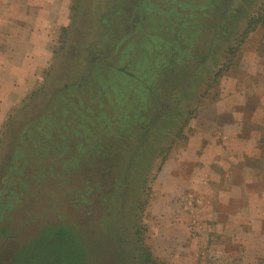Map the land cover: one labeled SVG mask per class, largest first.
I'll list each match as a JSON object with an SVG mask.
<instances>
[{
  "label": "rangeland",
  "instance_id": "374dc122",
  "mask_svg": "<svg viewBox=\"0 0 264 264\" xmlns=\"http://www.w3.org/2000/svg\"><path fill=\"white\" fill-rule=\"evenodd\" d=\"M64 1L53 59L0 130V169L9 133L49 107L78 137L48 162L35 203L10 212L34 219L2 244L0 264L49 222L76 230L90 264H136L139 247L158 264H264V144L252 135L264 122V26L243 35L264 0ZM234 129L251 134L248 148ZM61 159L79 162L62 171Z\"/></svg>",
  "mask_w": 264,
  "mask_h": 264
},
{
  "label": "trees",
  "instance_id": "16d2710c",
  "mask_svg": "<svg viewBox=\"0 0 264 264\" xmlns=\"http://www.w3.org/2000/svg\"><path fill=\"white\" fill-rule=\"evenodd\" d=\"M254 24L264 26L263 8L260 9L256 17L249 21L248 27L243 33L244 36L253 31L251 27ZM112 70L114 72L120 71L118 73L122 77L136 81L135 78L121 72L117 67L112 68ZM105 80L106 84L100 82L104 92L109 86V88L115 89V84L111 79L106 78ZM89 83L90 81L83 82V89ZM76 91H78L77 87L67 85L63 92L71 94ZM144 91L147 92L145 89ZM68 104L70 106L76 105L71 101ZM71 123L72 120L59 123L51 115V108L49 107L42 114L39 113V116L31 117L27 129L21 131L18 136L12 131L9 133L14 136V140L11 142L12 155L1 165L0 169V248L5 241L15 237L16 231L22 225L34 219L33 215L23 214V209L24 217L14 218L10 212L13 214L12 211H19L24 205L35 203L33 193L40 188L41 178L52 172L53 166L48 162L53 160L55 163V154L57 153L58 156V149L68 152L73 142V140L71 142L72 136L75 139L78 137L77 134L72 135V130H68L71 128ZM76 124V128L84 129L85 122L82 119ZM54 129L60 130V134H58L60 142L56 139ZM122 157L121 166L123 168L133 162L132 156ZM79 160H82V156ZM60 161L62 171H67L64 167L72 170L79 162L77 159L69 160L67 163H64L62 159ZM22 222L24 224H21ZM45 227L44 224L36 235L20 242L9 264H90L88 249L71 225L49 222ZM138 250L143 251V253L138 256L136 264H158L151 257L149 250L140 247Z\"/></svg>",
  "mask_w": 264,
  "mask_h": 264
},
{
  "label": "crops",
  "instance_id": "0c3cea01",
  "mask_svg": "<svg viewBox=\"0 0 264 264\" xmlns=\"http://www.w3.org/2000/svg\"><path fill=\"white\" fill-rule=\"evenodd\" d=\"M68 19L64 0H0V130L41 81ZM256 130L252 135L264 144V122ZM231 134L242 146L251 144L249 132L234 129Z\"/></svg>",
  "mask_w": 264,
  "mask_h": 264
}]
</instances>
